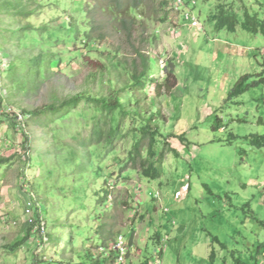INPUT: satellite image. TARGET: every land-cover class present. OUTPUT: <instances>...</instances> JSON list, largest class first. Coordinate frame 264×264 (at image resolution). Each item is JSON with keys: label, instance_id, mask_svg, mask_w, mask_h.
I'll return each mask as SVG.
<instances>
[{"label": "rangeland", "instance_id": "rangeland-1", "mask_svg": "<svg viewBox=\"0 0 264 264\" xmlns=\"http://www.w3.org/2000/svg\"><path fill=\"white\" fill-rule=\"evenodd\" d=\"M31 1L27 18L0 13V264H91L106 257L102 239L119 236L124 264H146L160 246V264H264V148L248 139L264 135V84L248 87L264 77V37L242 29L246 14L264 22V0H186L198 27L173 0H150L127 13L130 37L103 17L90 30L89 0ZM221 12L236 17L235 32L215 28ZM137 51L150 65L143 86L131 84ZM32 57L43 67L26 80L16 73ZM169 61L177 86L156 97ZM244 76L246 90L230 97ZM75 96L124 107L105 116L84 101L62 117L33 115ZM97 121L118 133L83 151ZM145 123L159 132L156 157L141 148L156 180L132 156Z\"/></svg>", "mask_w": 264, "mask_h": 264}, {"label": "trees", "instance_id": "trees-1", "mask_svg": "<svg viewBox=\"0 0 264 264\" xmlns=\"http://www.w3.org/2000/svg\"><path fill=\"white\" fill-rule=\"evenodd\" d=\"M90 5H92L88 11H86L87 16L90 20V30H93L94 32H97V28L102 31V28L104 25L100 22V17H103L104 20H108L113 26H115L114 23H118V28L122 32H124L128 37L131 35V21L127 18V13L130 10H135L141 7L142 5L146 4L150 0H89ZM27 3L32 2L34 4V1L26 0ZM24 0H0V13L8 15L12 17L14 20H17L18 18H27L32 14V12H28L26 6L24 5ZM214 24L215 28L219 31L226 30L228 32H235L236 26H237V20L234 16H227L224 15L222 12L214 17ZM73 29L71 27L70 31ZM242 29L250 34L253 35H261L264 37V22L259 20L257 16H250L249 14H246L245 21L242 23ZM22 30L26 31L27 29H18L16 31L10 30L9 35L11 38H20V34H22ZM3 32V30H0V33ZM94 38V37H93ZM87 39H90L88 36ZM136 56V59L131 60V84L133 86H143V79L148 77V71L150 70L149 60L147 57L144 56V54L141 53V51H137L134 53ZM139 59V63L137 60ZM169 66L170 69L167 71V67ZM10 67V66H9ZM22 67L19 73L17 70H15L19 76H24L26 80H33L36 77H39L40 75V69L43 67V63L41 60V57H32L30 60L26 61L25 63H22L20 66ZM175 65L172 61H169L167 65L163 68L164 73V84H156L154 87V92L156 97H159L161 95H169L172 93V91L177 86V80L175 77ZM1 74V71H0ZM261 78L257 81H254L248 87L251 86H258L260 84H264V77L263 75L260 76ZM248 79V76H244L241 78V80L235 85V87L230 92V97H237L241 95L246 89L243 88L242 83H246ZM5 80V78L1 79L0 77V83ZM247 86V85H246ZM164 89L163 94H161V89ZM87 101L89 103H94L101 109V112L105 116L113 115V113L118 110L122 109L124 107L123 103L119 100V98H116L114 101H110L107 98H100V99H94L84 96H75L72 97L60 105L56 106H49L47 108H44L41 111L34 112V116L41 117L45 114H48L51 118H54L55 116L61 115H67L71 111L75 110L79 104L82 102ZM136 116H139L137 112H135ZM126 115V114H125ZM115 119L114 117L111 118L110 122L114 123ZM99 122V121H97ZM105 126H108V123L106 122L104 124ZM117 128L109 126L106 130L103 129L101 123L99 122L97 125H94V128L91 132V137L87 141H82L80 143V147L83 151H85V148L90 143H96L100 144L103 141H107L111 144L113 141V138L117 135ZM215 129H220L219 125H215ZM140 130V139L136 143L133 154V159L139 164L140 169L142 170V175L145 179L148 180H156L159 178V172L157 168L154 166V164L150 163L147 160H143L141 157V148L143 143L146 142L147 147V155L148 158L151 160L156 157V143H157V136L159 134L158 129L152 128L148 123H145ZM248 139L250 140V143L253 147L261 149L264 148V135H250L248 136ZM81 168V167H79ZM41 213V212H40ZM72 233L69 232L68 240H71ZM54 238H49L47 241V245L54 241ZM108 238L102 239V246L103 248L109 247L110 243H108ZM100 247V248H101ZM101 261L98 259L97 261H93L91 264H113L115 262L116 256L114 253H109L108 255H105ZM88 257H93L91 255H88ZM40 264V263H39Z\"/></svg>", "mask_w": 264, "mask_h": 264}, {"label": "built area", "instance_id": "built-area-1", "mask_svg": "<svg viewBox=\"0 0 264 264\" xmlns=\"http://www.w3.org/2000/svg\"><path fill=\"white\" fill-rule=\"evenodd\" d=\"M196 7L195 1H186V0H173L171 4V10L175 13H178L180 15H183L184 21L187 24L195 25L198 27L200 25V22L197 18V16L194 14V9ZM18 126H21V128L24 127L23 119L22 117H19L17 120ZM21 128H19L21 130ZM111 188V187H110ZM32 203H28L26 209H25V215L28 218L29 223H33L32 219ZM36 229H41L42 232L45 231V224L40 222L35 225ZM124 237L119 236L115 242L110 243L109 247L107 248H99V252L104 255H108L109 253H114L116 256L115 262L118 264H124L126 261V255H127V245L126 242H124ZM163 253V246L155 250L154 254L152 255V259L148 260L146 264H160V257Z\"/></svg>", "mask_w": 264, "mask_h": 264}, {"label": "crops", "instance_id": "crops-1", "mask_svg": "<svg viewBox=\"0 0 264 264\" xmlns=\"http://www.w3.org/2000/svg\"><path fill=\"white\" fill-rule=\"evenodd\" d=\"M173 91H174V90H173ZM173 91H172V92H173ZM156 234H157V233H156ZM160 240H161V239H160ZM163 252H164V251H163ZM162 254H163V253H162ZM161 256H162V255H161ZM160 260H161V257H160Z\"/></svg>", "mask_w": 264, "mask_h": 264}, {"label": "bare ground", "instance_id": "bare-ground-1", "mask_svg": "<svg viewBox=\"0 0 264 264\" xmlns=\"http://www.w3.org/2000/svg\"><path fill=\"white\" fill-rule=\"evenodd\" d=\"M165 212V211H164Z\"/></svg>", "mask_w": 264, "mask_h": 264}]
</instances>
